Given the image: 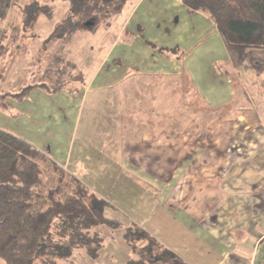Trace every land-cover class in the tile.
I'll return each mask as SVG.
<instances>
[{
	"label": "crops",
	"instance_id": "obj_1",
	"mask_svg": "<svg viewBox=\"0 0 264 264\" xmlns=\"http://www.w3.org/2000/svg\"><path fill=\"white\" fill-rule=\"evenodd\" d=\"M124 9L121 29L99 59H89V45L104 30L77 33L72 52L70 43L63 47L76 55L83 75L78 92L37 87L22 101L10 99L8 109L0 108V129L108 203L90 183H109L111 176L124 183L110 195L127 214L124 227H141L175 255L159 264H264V60L249 61L250 80L240 66L234 67L239 77L231 69L217 71L250 49L236 53L207 15L191 13L183 0H129ZM13 21L21 28L17 6L2 28ZM152 31L157 34L149 37ZM182 75L214 115L205 116V126H179L175 92L166 102L123 90L136 83L133 77ZM244 80L255 84L247 89ZM102 190L111 192L107 185ZM118 230L124 239V230L111 231ZM126 248L127 257L119 252L113 264L128 263Z\"/></svg>",
	"mask_w": 264,
	"mask_h": 264
},
{
	"label": "trees",
	"instance_id": "obj_2",
	"mask_svg": "<svg viewBox=\"0 0 264 264\" xmlns=\"http://www.w3.org/2000/svg\"><path fill=\"white\" fill-rule=\"evenodd\" d=\"M63 1L68 5L67 11L62 22L44 40L43 48L56 40L63 48L79 32H94L102 22L109 26L129 0ZM183 3L191 13L207 15L230 47L264 49V0H183ZM16 6L24 40L37 38L35 30L41 17L54 19L55 10L49 2L43 4L33 0L22 4L21 0H0V60L9 51L5 45L9 33L1 25L7 12ZM63 59L67 61L64 68L71 65L78 69L75 62ZM54 74L57 82L49 89L52 93L63 89L78 92L82 87L75 88L74 82L72 85L61 83L65 70H57ZM80 75L83 84V75ZM37 87L48 89L41 83L19 93L0 92V108L8 109L10 99L22 101ZM202 105L204 111L177 109L179 115L183 114L179 121L197 122L202 126L208 114ZM108 206L105 199L47 155L0 129V260L4 264H58L61 261L68 264L75 250L84 251L96 261L103 244L98 230L101 227L124 230L130 257L127 264H159L175 259L172 252L141 227L132 224L125 228L109 220L106 217Z\"/></svg>",
	"mask_w": 264,
	"mask_h": 264
},
{
	"label": "rangeland",
	"instance_id": "obj_3",
	"mask_svg": "<svg viewBox=\"0 0 264 264\" xmlns=\"http://www.w3.org/2000/svg\"><path fill=\"white\" fill-rule=\"evenodd\" d=\"M30 1L33 0H21V3L25 4V3H29ZM37 1L42 2L43 4L45 2H50V4L54 7L55 10L54 19L47 20L45 17H41L35 30L38 37L36 39H32V40L30 39L29 41L21 38V31L19 30L21 28L19 24L13 21L7 26L9 36H8V40H6L5 42V45L7 46L9 51L0 60V92L14 91L19 93L22 89H29L31 86L34 85L40 86L41 83L42 84L44 83L48 87V89H44V88L42 89L45 90L46 93H51L52 92L50 91L51 88H54L57 82L55 77L56 75L54 73L57 70H61V69L65 70L66 73L65 77L61 80V83L66 82L72 85L71 83L74 82L76 83L74 86L75 88L81 87L82 78L79 70L75 69V67H72L71 65H68V67L66 66V68H64L67 61H65L63 57H65L66 59H70L73 62L76 61L75 60L76 55L71 53L72 50H74V44H72L71 46V42H70L69 45L71 46L69 48L71 51L70 53L72 55L68 54L66 50L64 51L63 48H61V45L60 43H58V40L55 41L56 43L54 42L49 46L43 48L44 40L53 32L55 27L62 22L64 17L63 10L65 9L66 12L68 8L67 3L64 2L63 0H37ZM12 14L13 13H9V16ZM126 15L127 12L124 9L121 11V13L117 15L116 18H114L111 21L109 26L107 25V23L104 22L100 23L101 26H99V28L94 32L97 33L99 29L104 30V32H102V36H99V33H97L94 36L92 35L93 37L91 36V43H90L91 45H89L91 47L89 49L93 48V50L89 59H92L93 57L95 58L96 56L99 59V56H101L108 49L107 47L109 43V38L112 37L114 33H118L120 31L122 26V20H124ZM118 16L120 17L118 18ZM155 34L157 33H154V31L147 33L149 37L150 36L153 37ZM76 48L77 46H75V50ZM232 50H237L235 52L239 53L238 50L240 49L232 48ZM58 56H60V58ZM55 59L60 60V62H57ZM252 59L264 60V51L255 50V49H250L246 51L242 50L239 59H237V57H233L232 60H230L229 62L219 64L218 66L219 70L217 71H223V70L228 71L227 69H231L233 70L231 74L233 76L239 77V75L234 74L235 73L234 67L240 66L242 67L241 77L250 80L252 74H255V71L251 68L252 65L251 66L249 65V61ZM47 73H49L48 76ZM262 74L264 76V72ZM241 80H240L241 82L240 84L242 85L243 81ZM251 82L253 83V81ZM255 82H257L256 85L261 87V78L259 80L257 79ZM252 83H250V81L249 83L246 82L245 86L249 84L247 89H249L250 84L251 85L255 84ZM143 87L145 88V91L143 90ZM174 89H176L177 92L174 95V97H172L170 91ZM123 90L124 93H129V94H132L133 92L136 91L139 94L146 93L148 95L150 94H155L157 96L161 95L163 96L162 99L166 97V102L168 101V98L171 96L172 99L175 98L176 100L177 109L182 112L183 111L191 112V110L198 111L197 109H199L200 111L201 110L204 111L203 109L204 107L201 101L191 89L188 79L183 75L170 80L164 78L156 79L153 77L147 78L143 76L142 78H137L136 83L131 82L127 84ZM258 93L259 92L255 94H257V96H261L262 93L261 94ZM207 111L208 110L205 108V113H207ZM207 115L209 116V119L213 118L214 116L210 112L206 114V116ZM83 121H86V119H83ZM205 122L203 124L204 126H205ZM189 124L190 123L187 122V120H183L179 122V126H188ZM194 124L197 125V122H194ZM114 180L115 179L111 176L109 183L104 181L100 182L102 181L101 178L100 180H98L99 182H93V183L91 182L90 184L95 185L96 189L101 187L102 193L110 197L109 203L111 205H109L106 209V217L111 221L120 223L124 227L122 221H124V224H126L125 222L128 220L127 214H125L124 210L116 206V202H115L116 199H113L110 196L111 194L116 195L117 190H120L124 185V183L118 181L114 182ZM106 185L107 187H110V191H111L110 194L106 193L105 190H102L106 188ZM126 186L129 188V184H126ZM131 190L133 191L135 190L132 184H131ZM145 200L148 201L147 199ZM101 230L102 231L100 235L101 238L103 239V244H102V249L99 253V258L96 261H93L91 258H89L84 251L75 250L73 256L70 259H68L69 262L67 263L68 264H96V263L113 264L112 257L118 255L119 252L127 257V253H126L127 244L125 239H123L121 232L118 230L116 233H113L108 227H105ZM112 234H114V238ZM63 262L64 261H61L58 264H63Z\"/></svg>",
	"mask_w": 264,
	"mask_h": 264
}]
</instances>
